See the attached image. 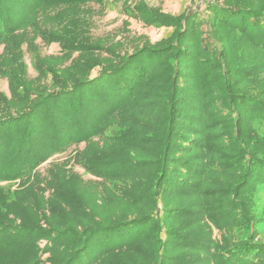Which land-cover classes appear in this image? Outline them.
<instances>
[{
  "label": "trees",
  "instance_id": "trees-1",
  "mask_svg": "<svg viewBox=\"0 0 264 264\" xmlns=\"http://www.w3.org/2000/svg\"><path fill=\"white\" fill-rule=\"evenodd\" d=\"M110 1L0 0V264H264V0Z\"/></svg>",
  "mask_w": 264,
  "mask_h": 264
},
{
  "label": "rangeland",
  "instance_id": "rangeland-1",
  "mask_svg": "<svg viewBox=\"0 0 264 264\" xmlns=\"http://www.w3.org/2000/svg\"><path fill=\"white\" fill-rule=\"evenodd\" d=\"M142 1L151 8L161 9L163 12L174 16H179L189 9L197 11H203L204 9L201 0H114L109 2L108 11L105 15L98 14L93 28L95 36L102 37L114 33V36L118 37L117 39L119 40L120 38H127L128 36L135 35L147 37L152 43L167 38L172 33V29L147 27L140 21L130 17V11L127 10V7ZM41 48L44 55L57 54L59 52V47L57 45L51 47L42 46ZM26 61L30 67V75L33 77L36 76V72L32 68V59L26 56ZM0 88L2 92L9 94L6 80H0ZM256 127L263 133V126L257 124ZM114 130L116 129L114 128ZM67 157L68 155H62L55 158V161H62ZM48 167L49 164H45L41 167L40 171L45 174ZM75 170L83 174L86 180L91 179L90 176L83 173L82 169L77 167ZM12 187L15 188V185H12ZM257 205V213L259 214L262 212L264 205V194L257 198ZM260 229L264 239V226H260Z\"/></svg>",
  "mask_w": 264,
  "mask_h": 264
}]
</instances>
